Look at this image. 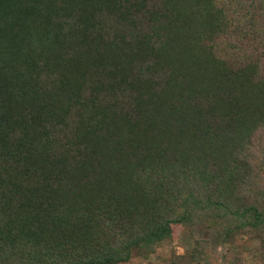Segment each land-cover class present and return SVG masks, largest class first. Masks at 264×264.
<instances>
[{
    "label": "trees",
    "instance_id": "1",
    "mask_svg": "<svg viewBox=\"0 0 264 264\" xmlns=\"http://www.w3.org/2000/svg\"><path fill=\"white\" fill-rule=\"evenodd\" d=\"M254 49L264 0H0V264L148 260L209 213L262 239Z\"/></svg>",
    "mask_w": 264,
    "mask_h": 264
},
{
    "label": "rangeland",
    "instance_id": "2",
    "mask_svg": "<svg viewBox=\"0 0 264 264\" xmlns=\"http://www.w3.org/2000/svg\"><path fill=\"white\" fill-rule=\"evenodd\" d=\"M252 47L249 45L250 49ZM241 54L247 57L248 62H256L257 65L264 61V55L258 49L250 51L249 54L242 51ZM253 163L260 169L259 159ZM252 181L257 187L248 183L241 189L245 193L243 195L246 204H249L250 194L257 192V200L260 192H264V169H260L259 177ZM220 216H223L222 213ZM196 218L191 225L178 227L175 231L176 237L159 244L155 255L148 260L134 257L129 264H166L172 256H179L180 264H264V231L261 234L262 239L249 231L236 235L234 239H227L226 228L229 225L235 226V222L229 223L215 213L205 216L202 214Z\"/></svg>",
    "mask_w": 264,
    "mask_h": 264
}]
</instances>
